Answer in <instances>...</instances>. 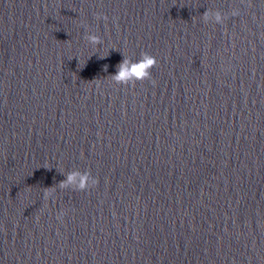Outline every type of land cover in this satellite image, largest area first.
Segmentation results:
<instances>
[{
  "label": "water",
  "instance_id": "obj_1",
  "mask_svg": "<svg viewBox=\"0 0 264 264\" xmlns=\"http://www.w3.org/2000/svg\"><path fill=\"white\" fill-rule=\"evenodd\" d=\"M0 264H264V0H0Z\"/></svg>",
  "mask_w": 264,
  "mask_h": 264
},
{
  "label": "clouds",
  "instance_id": "obj_2",
  "mask_svg": "<svg viewBox=\"0 0 264 264\" xmlns=\"http://www.w3.org/2000/svg\"><path fill=\"white\" fill-rule=\"evenodd\" d=\"M207 16V13H205ZM216 20H220V15H216ZM90 39L93 42L97 41V37L92 36ZM156 59L155 57L144 53L140 60L133 62L130 60H125L119 65V72L115 76V80L120 84H128L129 81H142L150 77V70L155 66ZM69 183H76L78 188L81 191L86 190L87 188L96 185L98 181L96 179H91L90 174L85 172L83 174L79 172H74L68 175L67 181L62 183V187ZM49 193L45 194V198L49 197ZM62 215V214H61ZM59 218V217H58Z\"/></svg>",
  "mask_w": 264,
  "mask_h": 264
}]
</instances>
